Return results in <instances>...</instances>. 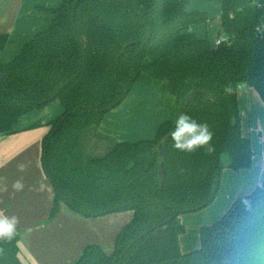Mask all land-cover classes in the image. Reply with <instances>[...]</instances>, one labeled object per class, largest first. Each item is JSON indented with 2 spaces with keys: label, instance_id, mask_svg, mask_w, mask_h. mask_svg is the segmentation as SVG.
<instances>
[{
  "label": "trees",
  "instance_id": "1",
  "mask_svg": "<svg viewBox=\"0 0 264 264\" xmlns=\"http://www.w3.org/2000/svg\"><path fill=\"white\" fill-rule=\"evenodd\" d=\"M189 2L55 0L27 7L42 18L35 33H0V134L54 100L63 108L42 139L41 163L54 189L49 219L60 204L84 217L133 211L110 255L91 244L73 264H264V180L199 228L197 249L180 250L185 227L179 216L214 201L225 166L252 165L238 87L253 88L264 104V0H220L224 40L216 45L192 32L209 17L187 11ZM142 73L168 111L152 138L127 142L96 133ZM179 112L209 124L212 153L179 152L165 140ZM0 264H24L18 235L0 243Z\"/></svg>",
  "mask_w": 264,
  "mask_h": 264
},
{
  "label": "crops",
  "instance_id": "2",
  "mask_svg": "<svg viewBox=\"0 0 264 264\" xmlns=\"http://www.w3.org/2000/svg\"><path fill=\"white\" fill-rule=\"evenodd\" d=\"M54 1L0 0V33H35L41 18L35 11L26 10L27 7L46 6ZM145 82L146 92L153 93L152 79L148 78ZM136 87L137 83L124 101ZM135 90L134 94L139 95L140 88ZM236 99L241 133L249 138L255 153L252 165L238 171L225 166L214 201L198 212L179 216L180 223L185 227V232L178 239L182 253L199 247V228L220 219L237 198L249 195L264 180V104L256 91L245 84L240 90L238 87ZM62 110L59 100H54L40 110L22 115L13 126V132L0 134V209L19 218L17 235L20 259L24 264H73L84 248L91 244L98 245L110 255L116 236L133 217L132 210L84 217L60 204L56 215L49 219L54 189L41 163L42 139L49 131L46 123L59 116ZM161 116L167 118L168 111L165 110ZM135 117L131 111L120 109L118 105L104 116L96 133L116 141H124L129 135L141 136L142 131H138L133 123ZM35 123L38 124L34 126ZM93 134L90 132L89 137ZM16 180L24 183L22 192L13 190L12 184Z\"/></svg>",
  "mask_w": 264,
  "mask_h": 264
},
{
  "label": "rangeland",
  "instance_id": "3",
  "mask_svg": "<svg viewBox=\"0 0 264 264\" xmlns=\"http://www.w3.org/2000/svg\"><path fill=\"white\" fill-rule=\"evenodd\" d=\"M219 4H220V0H190V3L186 7L187 11H199V12L207 13L209 17L208 22L206 24H200L194 26L192 28V32L198 38L207 39L211 45H215L216 44L215 42L217 40L224 37L221 32ZM41 22H42V18L40 20L39 26ZM12 56L13 55L5 56L3 57V59L8 60ZM148 78H150V76L147 73H142L140 75V78L136 82L137 83L136 88H140L141 90L140 92H138L139 95L134 94L136 91L135 88L131 96L119 105L120 109H123L125 111H131V113L135 114L136 117L134 118L133 121L134 125H136L135 128L137 127L138 131H142L141 136L129 135L127 139H125L124 141L135 142L138 140L152 138L157 126L162 122V120H165L166 118L161 116L165 110L167 111V109L163 107L161 104L160 93L156 90L155 87H152V92L154 93V96L153 93L146 92L147 89L146 87H144L145 86L144 83H146L145 80H147ZM240 88L241 85L239 86V90ZM142 96L143 98L141 99ZM156 124L158 125L156 126ZM153 126H156V128L154 129V131H151ZM222 161L224 165L227 164L228 159L225 155L222 157ZM216 221L217 220L212 221L208 225L213 224Z\"/></svg>",
  "mask_w": 264,
  "mask_h": 264
},
{
  "label": "clouds",
  "instance_id": "4",
  "mask_svg": "<svg viewBox=\"0 0 264 264\" xmlns=\"http://www.w3.org/2000/svg\"><path fill=\"white\" fill-rule=\"evenodd\" d=\"M233 89L227 86L224 89L226 95H230ZM214 133L207 122H201L186 112L176 114L171 129L166 133L165 140L171 141L174 150L183 153H194L198 150H206L212 153L215 146L212 143ZM23 170V166L21 167ZM24 183L16 180L12 188L16 192L24 190ZM245 208L250 209L251 204L247 199L242 200ZM19 218L8 215L5 209H0V243L11 242L16 239Z\"/></svg>",
  "mask_w": 264,
  "mask_h": 264
},
{
  "label": "water",
  "instance_id": "5",
  "mask_svg": "<svg viewBox=\"0 0 264 264\" xmlns=\"http://www.w3.org/2000/svg\"><path fill=\"white\" fill-rule=\"evenodd\" d=\"M158 151H159V155L162 156L161 146H159ZM159 176L161 177L162 182H163V180H164V168H163L162 162H160V166H159Z\"/></svg>",
  "mask_w": 264,
  "mask_h": 264
},
{
  "label": "built area",
  "instance_id": "6",
  "mask_svg": "<svg viewBox=\"0 0 264 264\" xmlns=\"http://www.w3.org/2000/svg\"><path fill=\"white\" fill-rule=\"evenodd\" d=\"M224 40V37L220 38L219 40L216 41V44H218L220 41ZM215 44V45H216Z\"/></svg>",
  "mask_w": 264,
  "mask_h": 264
}]
</instances>
